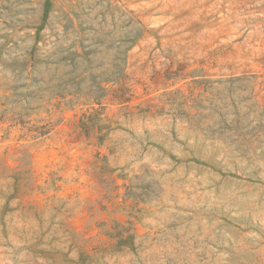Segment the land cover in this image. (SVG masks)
Returning <instances> with one entry per match:
<instances>
[{"label":"rangeland","instance_id":"374dc122","mask_svg":"<svg viewBox=\"0 0 264 264\" xmlns=\"http://www.w3.org/2000/svg\"><path fill=\"white\" fill-rule=\"evenodd\" d=\"M0 264H264V0H0Z\"/></svg>","mask_w":264,"mask_h":264}]
</instances>
